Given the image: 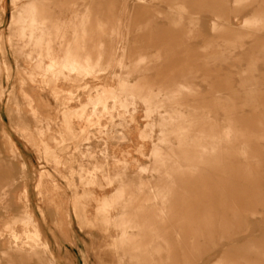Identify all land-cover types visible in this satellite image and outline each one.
I'll return each mask as SVG.
<instances>
[{
    "label": "rangeland",
    "instance_id": "rangeland-1",
    "mask_svg": "<svg viewBox=\"0 0 264 264\" xmlns=\"http://www.w3.org/2000/svg\"><path fill=\"white\" fill-rule=\"evenodd\" d=\"M91 1L0 0V264H264V0Z\"/></svg>",
    "mask_w": 264,
    "mask_h": 264
},
{
    "label": "bare ground",
    "instance_id": "bare-ground-1",
    "mask_svg": "<svg viewBox=\"0 0 264 264\" xmlns=\"http://www.w3.org/2000/svg\"><path fill=\"white\" fill-rule=\"evenodd\" d=\"M13 1H15V0H13ZM101 5V1H99V0H92L90 3H88V4H86V5H84L83 6V8H82V10H83V13L81 14V20L78 22V26H79V28H81V29H86L87 28V26H88V24L90 23V22H93V23H96L97 25L98 24H100V22H96V21H91V19H92V14L93 13H95L96 11H97V7L98 6H100ZM105 6V5H104ZM108 6H110V5H108ZM127 7V6H126ZM147 8V7H146ZM105 9H106V7H105ZM108 9V8H107ZM34 11H35V8L34 7H31V9L29 10V16H31L32 17V15H33V13H34ZM157 12H159V11H157ZM161 13V12H160ZM167 14V13H166ZM165 15V14H164ZM165 17H167V16H165ZM176 17V16H175ZM178 17V16H177ZM185 18V17H184ZM179 19V18H178ZM176 20V19H175ZM183 20V19H182ZM178 22V21H177ZM181 22V21H180ZM193 22H195V21H193ZM192 22V23H193ZM76 36H77V34H75V36H74V38L72 39V41H71V43H70V46H69V48L64 52V54H63V56H62V65L64 66V68H71L72 66H73V61H74V56H75V51H74V49L73 48H71V44L73 43V40H75L76 39ZM65 41V38L62 36L61 37V42H64ZM62 67V66H61ZM246 86V85H245ZM182 89L184 90L185 89V87H180L178 84H176V85H174L172 88H170V89H168V92L166 93L169 97L170 96H172V97H174L176 94H178L179 92H182ZM180 95V94H179ZM83 108V107H82ZM5 185V184H4ZM4 185H2V186H0V189H1V187H3ZM163 186V185H162ZM5 188V187H4ZM3 188V189H4ZM165 188V187H164ZM2 191H4V190H2ZM0 196H1V193H0ZM168 199V198H167ZM170 200V199H169ZM169 200H167V201H169ZM249 246L251 245L250 243L248 244ZM247 245V247H249ZM246 247V248H247ZM253 247H255L254 245H253ZM252 248V246L250 247V249ZM247 249H249V248H247ZM251 250H253V248L251 249ZM254 250H256V252H259L260 253V248H259V250H257V248L256 249H254ZM253 250V251H254ZM262 250V249H261Z\"/></svg>",
    "mask_w": 264,
    "mask_h": 264
}]
</instances>
